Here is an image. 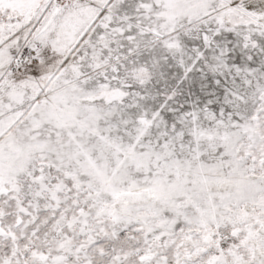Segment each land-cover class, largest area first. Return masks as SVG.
I'll return each instance as SVG.
<instances>
[{"label":"snow or ice","instance_id":"1","mask_svg":"<svg viewBox=\"0 0 264 264\" xmlns=\"http://www.w3.org/2000/svg\"><path fill=\"white\" fill-rule=\"evenodd\" d=\"M0 264H264V0H0Z\"/></svg>","mask_w":264,"mask_h":264}]
</instances>
